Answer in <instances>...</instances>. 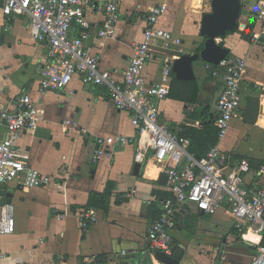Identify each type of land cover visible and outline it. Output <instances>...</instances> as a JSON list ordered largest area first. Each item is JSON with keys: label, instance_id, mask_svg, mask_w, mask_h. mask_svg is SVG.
<instances>
[{"label": "crops", "instance_id": "crops-1", "mask_svg": "<svg viewBox=\"0 0 264 264\" xmlns=\"http://www.w3.org/2000/svg\"><path fill=\"white\" fill-rule=\"evenodd\" d=\"M201 1L198 6L196 0H120L121 20L115 39L92 36L86 46L100 58L102 69L125 70L135 45L143 39L144 13L165 4L168 12L159 28L183 41L185 55L196 54L205 42L200 33L203 15L212 12V0ZM241 1L245 7L238 31L219 41L230 50L228 57H245L248 62L241 118L231 124L218 146L233 163L253 161L246 185L261 189L264 177L257 175L262 167L257 163L264 162V97L259 99L261 111L255 124L246 123L244 111L248 97L257 94L252 87L263 89L264 36L257 41L251 36L249 42L243 37L251 19L256 20L253 32L259 30L257 8L261 0ZM248 1L254 6H246ZM85 13L95 26L102 25L104 17L95 8L88 7ZM30 22L27 16L6 21L0 4V104L12 109L13 102L26 94L37 104L38 126L24 133L19 145L30 154V166L50 176L52 183L31 190L17 181L0 187V205L8 204L7 196H12L10 205L16 220V232L0 237V254H4L0 264H162L156 260L158 252L152 254L147 236L159 217L158 201L172 196L168 183H159L165 174L163 166L149 152L147 163L139 164L136 175L133 145L117 146L112 161L94 163L98 139L113 145L118 136H138L131 116L115 106L105 89L85 86L78 77L66 89L41 93V69L50 60L45 45L33 39ZM78 34L73 26L71 35ZM165 47L168 44L162 40L152 46V59L145 72L149 82H158L176 55ZM208 65L212 64L202 60L194 63L200 88L198 103L171 97L161 103L160 120L174 131L182 130L183 125L200 128V121H193L191 116L205 106L217 119L224 82L222 76L212 75ZM6 135L5 126L0 124V141ZM132 190L135 194L130 196ZM105 193L107 209H91L96 222L83 232L82 212L101 200L95 194ZM173 219V255L178 250L184 252L181 264H251L258 255L257 247L264 246V236L249 242L238 236L226 207L209 216L192 204H178Z\"/></svg>", "mask_w": 264, "mask_h": 264}, {"label": "built area", "instance_id": "built-area-1", "mask_svg": "<svg viewBox=\"0 0 264 264\" xmlns=\"http://www.w3.org/2000/svg\"><path fill=\"white\" fill-rule=\"evenodd\" d=\"M3 15L10 22L20 16L30 18L33 39L44 44L49 62L41 69L40 92L63 90L75 77L85 86L103 88L115 106L131 116V125L137 137L118 136L113 145L98 139L94 163L114 159L115 147L133 145L138 164L148 161L152 152L155 161L163 166L168 176L172 196L158 201L159 217L148 232L151 252L174 253L176 227L173 219L178 204H192L200 212L213 216L226 207L233 220L236 233L244 241L264 236V187H248L246 178L252 173L247 159L233 163L231 156L219 146L212 148L205 158L197 160L190 153V141L180 136L181 128L173 130L160 120V105L171 95L175 78L173 63L185 55L183 41L159 28V22L168 12V6H153L144 13L146 27L142 41L135 45L128 67L123 71L104 70L100 58L91 54L86 43L92 36L112 40L117 36L121 20L120 0H0ZM93 7L104 17L97 27L86 17V8ZM259 30L252 33V40L264 36V0L258 3ZM76 26L78 36L71 35ZM156 40L168 44L167 51L175 52L170 65L164 67L158 82L146 77L152 59V46ZM245 57H228L218 66L208 65L213 76H222L223 91L217 102L215 126L219 141L223 140L231 124L241 118L242 85L247 73ZM40 111L31 96L26 94L15 100L12 109L0 104V124L7 130L0 141V187L19 182L25 189L47 187L52 178L30 166V154L20 147L24 133L33 131L39 123ZM264 177V166L258 171ZM135 194L132 190L130 196ZM81 227L87 232L96 222L94 211H84ZM16 232L13 206L0 205V237ZM258 255L251 264H264V246L257 247ZM124 254H126L124 252ZM4 254H0L3 258Z\"/></svg>", "mask_w": 264, "mask_h": 264}, {"label": "water", "instance_id": "water-1", "mask_svg": "<svg viewBox=\"0 0 264 264\" xmlns=\"http://www.w3.org/2000/svg\"><path fill=\"white\" fill-rule=\"evenodd\" d=\"M211 7L212 12L204 14L201 22L200 33L205 38L203 50L193 55H184L173 63V73L179 81L195 80L194 63L198 60L218 66L230 55V50L221 45L219 40L238 28L245 6L241 0H212ZM140 168L139 164L135 166L136 175L139 174ZM159 183L167 186L168 176L163 174ZM11 197L7 196L8 204L11 203ZM183 255L182 250L176 251L173 256L158 252L156 260L162 264H181Z\"/></svg>", "mask_w": 264, "mask_h": 264}, {"label": "trees", "instance_id": "trees-1", "mask_svg": "<svg viewBox=\"0 0 264 264\" xmlns=\"http://www.w3.org/2000/svg\"><path fill=\"white\" fill-rule=\"evenodd\" d=\"M255 19H251L249 24L247 25L244 31V39L246 41L251 40L252 32L255 26ZM238 28L229 33H234L238 31ZM228 33V34H229ZM227 36V35H226ZM204 48V44L196 51L197 53L201 52ZM230 56V55H229ZM254 93H260L264 95V90L252 87ZM200 88L199 84L196 80L191 82H184L179 81L174 78L172 85H171V95L172 99L183 103H191L196 104L198 103V96H199ZM260 100L256 98L254 95L248 97L245 105V121L248 124H255L259 114H260ZM191 119L193 121H200L201 127L196 128L192 126H182V131L180 136L188 139L190 141V148L189 151L193 154L197 160H201L204 158L207 153L218 145L219 143V130L215 126L216 118L212 116L210 108L208 106L203 107L201 110L196 111L192 116ZM253 162V161H252ZM250 162V166L253 168V164ZM258 168L260 166H264V162H258ZM96 197H101V200L97 203H90L88 206L91 209H107L108 203L106 201L107 194H95ZM262 245H264V239L262 241Z\"/></svg>", "mask_w": 264, "mask_h": 264}, {"label": "rangeland", "instance_id": "rangeland-1", "mask_svg": "<svg viewBox=\"0 0 264 264\" xmlns=\"http://www.w3.org/2000/svg\"><path fill=\"white\" fill-rule=\"evenodd\" d=\"M254 6V3L253 2H251V1H248V2H246V6ZM263 44H264V40L263 41H261ZM260 86V85H259ZM263 86V89H264V85H262ZM256 98L258 97L259 99H260V97H264V95H261L260 93L258 94H256V95H254ZM261 111V110H260Z\"/></svg>", "mask_w": 264, "mask_h": 264}, {"label": "bare ground", "instance_id": "bare-ground-1", "mask_svg": "<svg viewBox=\"0 0 264 264\" xmlns=\"http://www.w3.org/2000/svg\"><path fill=\"white\" fill-rule=\"evenodd\" d=\"M196 4L198 6H201L202 5V1L201 0H196ZM220 41V40H219ZM261 123L264 125V117L261 119Z\"/></svg>", "mask_w": 264, "mask_h": 264}]
</instances>
